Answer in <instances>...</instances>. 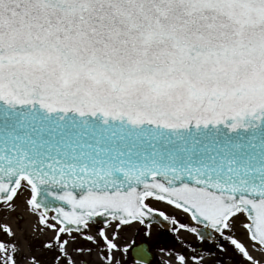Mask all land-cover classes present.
Returning a JSON list of instances; mask_svg holds the SVG:
<instances>
[{
    "label": "snow or ice",
    "instance_id": "6c2138e0",
    "mask_svg": "<svg viewBox=\"0 0 264 264\" xmlns=\"http://www.w3.org/2000/svg\"><path fill=\"white\" fill-rule=\"evenodd\" d=\"M20 199L53 235L29 257L0 226V264H147L116 241L157 219L253 261L264 0H0V204Z\"/></svg>",
    "mask_w": 264,
    "mask_h": 264
},
{
    "label": "rangeland",
    "instance_id": "374dc122",
    "mask_svg": "<svg viewBox=\"0 0 264 264\" xmlns=\"http://www.w3.org/2000/svg\"><path fill=\"white\" fill-rule=\"evenodd\" d=\"M14 208L8 207L6 204H0V226L11 227L16 235V239L20 241L23 246V251L29 257L32 255H38L37 252L31 250V245H38L39 242V228L40 224L34 213L30 211V206L27 205L23 199L14 200ZM161 210L168 213L170 216L175 213V217L184 222L186 214L180 213L175 209L169 208L165 202H159L157 205ZM22 207L23 210H19ZM32 215L30 218L28 215ZM127 231L122 230L120 238L117 239V243L120 245L125 243L126 246H132V241H147L149 245L161 256L164 255V251H171L168 253L165 261L168 264H178V261L174 259L175 253H186L191 255L194 248L202 258L200 264H236L238 257H235L232 253L231 247L227 241L224 250L219 248L221 241L217 240L216 243L199 242L195 235L191 232L181 229L179 232L174 230L163 231L157 226H151L150 229L141 227L138 223L126 226ZM151 233L150 236L146 235L147 232ZM94 236H96V228L92 230ZM247 246V245H246ZM252 249V247H249ZM250 250V249H249ZM257 252V258L259 261H264V249L253 248ZM94 264H105L103 259V250H96L91 258ZM258 261V264H259ZM261 263V262H260ZM242 264H256V260L247 261L246 259Z\"/></svg>",
    "mask_w": 264,
    "mask_h": 264
},
{
    "label": "flooded vegetation",
    "instance_id": "af4514ba",
    "mask_svg": "<svg viewBox=\"0 0 264 264\" xmlns=\"http://www.w3.org/2000/svg\"><path fill=\"white\" fill-rule=\"evenodd\" d=\"M96 233V232H95ZM92 235H94L93 234V232L91 233ZM53 234L51 233V232H49L47 229H44L43 228V226L42 225H40V228H39V242H38V245H39V243L41 242V241H45V240H47L49 237H51ZM96 235V234H95ZM97 238V240L99 241L100 240V238L97 236L96 237ZM133 242V241H132ZM85 243H91L90 241H85ZM137 244H141V243H143V241H137L136 242ZM121 245V247H123V246H126V244L125 243H122V244H120ZM135 245L134 244H132V246H130L129 247V252H131V250H132V248L134 247ZM151 246V245H150ZM151 252H152V254H153V260L151 261V262H149V263H147V264H168V262L167 261H165L168 257H167V255H168V253H172L171 251H164V255L165 256H161V255H159L158 253H156V251L151 247ZM40 254V252L38 251V255ZM93 254L94 253H91V254H89V258L91 259L92 258V256H93ZM117 258H119L120 257V254L119 253H115L114 254ZM103 259H104V257H103ZM130 260H131V257L129 256V255H127V254H125L124 255V257H123V259L121 260V264H129V262H130ZM113 264H115V260L113 261ZM140 264H145V263H143V262H140Z\"/></svg>",
    "mask_w": 264,
    "mask_h": 264
},
{
    "label": "water",
    "instance_id": "95a60500",
    "mask_svg": "<svg viewBox=\"0 0 264 264\" xmlns=\"http://www.w3.org/2000/svg\"><path fill=\"white\" fill-rule=\"evenodd\" d=\"M151 224H157L159 225L162 229H165V230H171L172 229V225H170L169 223L167 222H164L160 219H157V220H153L151 221ZM143 226H147L146 224H142ZM215 235V234H214ZM199 238V237H198ZM204 240H208L210 242H213L214 239H209V238H205ZM151 260V255L149 254L148 257H147V262ZM144 262V261H142Z\"/></svg>",
    "mask_w": 264,
    "mask_h": 264
},
{
    "label": "bare ground",
    "instance_id": "6f19581e",
    "mask_svg": "<svg viewBox=\"0 0 264 264\" xmlns=\"http://www.w3.org/2000/svg\"><path fill=\"white\" fill-rule=\"evenodd\" d=\"M168 205V204H167ZM172 208V209H174L173 208V206H170L169 205V208ZM19 210H23V208L22 207H20L19 208ZM177 211V210H176ZM30 218H33V216L30 214V215H28ZM250 250H249V252H250V254L252 255V257H253V260H256V262H258L259 260H258V258H257V252L256 251H254L253 250V248L251 249V248H249ZM261 262V263H260ZM259 264H264V261H259Z\"/></svg>",
    "mask_w": 264,
    "mask_h": 264
}]
</instances>
